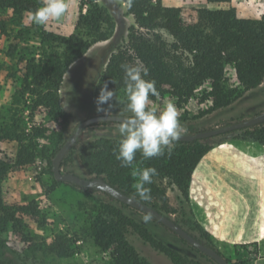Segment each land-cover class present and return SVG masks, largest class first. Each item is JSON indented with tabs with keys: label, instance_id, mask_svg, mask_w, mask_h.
<instances>
[{
	"label": "trees",
	"instance_id": "16d2710c",
	"mask_svg": "<svg viewBox=\"0 0 264 264\" xmlns=\"http://www.w3.org/2000/svg\"><path fill=\"white\" fill-rule=\"evenodd\" d=\"M122 1L126 4V11L132 16L134 25L128 29L125 44L116 49L112 47L115 51L110 54L104 68H100L83 93H79L87 107L96 101L105 81H114V84H109V89H114L115 93L125 91L121 65H135L137 62H142L149 69V75L144 78L155 81L159 95L150 96L151 104L164 108L168 101L173 100L176 108L182 109L193 101L199 107L198 116L193 118L228 108L262 84L264 13L259 20L239 18L235 9L230 6L231 0H206L207 4L217 8L198 10L196 20L191 23L182 17L180 8L164 6L162 0H131V3L130 0ZM43 3L42 0H0V12H11L15 17L30 16V12H34ZM85 5V12L78 15L74 34L61 37L42 32L40 43L43 50L40 58L17 54L24 89L35 97L33 112L57 123L61 127V133L66 129L69 119L58 99L63 75L69 64L85 54L91 46L108 40L114 26L106 9L94 0H89ZM223 5L227 7L221 8ZM0 32L5 35L7 33L2 20ZM61 47L66 52L58 53L57 50ZM12 51L17 52L16 45ZM228 68L233 70L234 77L228 76ZM188 114L185 111L184 115ZM33 136L42 138L44 134L41 130H35ZM84 139L86 135L82 132L74 147ZM120 140L105 136L86 144L78 155L80 167L85 174L102 179L121 193L141 201L164 216L166 213H177L179 218L172 221L196 241L215 250L228 264H245L242 260L224 257L209 235L197 224L189 204V181L201 157L222 142L243 140L264 146V122L225 134L218 142H212L211 139L178 141L170 155L166 149L165 154L158 158L146 160L137 153L133 168H123L116 160L115 153L118 152ZM74 147L68 150L65 158L74 153ZM19 156L22 158V154ZM20 158L14 162L15 168L29 162L28 158ZM10 163V160L0 159V181L11 168ZM148 167L155 168L158 174L153 177L152 184L146 185L151 190V198L145 200L136 194L133 187L138 181V176H134L133 171ZM50 172L52 174L51 168ZM165 180L170 181L177 191L175 209L168 205L166 187L163 184ZM52 182L54 185L61 183L54 178ZM71 186L84 193L94 191ZM95 206V211L88 220L87 234L102 252L109 255L111 264H200L196 259L189 258L180 247L158 237L115 205L100 201ZM143 215L150 216L145 213ZM22 217L39 222L37 209L31 204L14 206L0 220L2 224L11 222L14 228H21ZM150 220L158 222L152 216ZM169 232L176 240L199 252L185 240ZM128 234L136 235L149 246L153 251L152 255L154 254L153 260L140 255L129 242ZM49 247L60 257L72 254L67 239L61 234L54 236ZM253 251L250 249L249 252Z\"/></svg>",
	"mask_w": 264,
	"mask_h": 264
},
{
	"label": "rangeland",
	"instance_id": "374dc122",
	"mask_svg": "<svg viewBox=\"0 0 264 264\" xmlns=\"http://www.w3.org/2000/svg\"><path fill=\"white\" fill-rule=\"evenodd\" d=\"M88 1L67 0L68 9L62 20L50 21L45 25L35 24L28 15L15 17L11 12H0V20L4 21L7 31L6 35L0 32V159L11 161V168L0 181V217H4L5 212H9L16 205L31 204L36 207L39 219V222H35L29 217H22L21 228H14L11 222L2 224L0 220V263L111 264L109 255L102 252L87 234L88 220L95 211V205L101 201L120 208L124 214L145 225L158 237L180 247L189 258L196 259L200 264H216L209 257L176 240L159 222L150 219L145 221L143 213L127 205L118 204L101 192L84 193L70 184L61 182L54 185L52 182L50 168L53 154L57 153L78 123L104 114L126 117L132 115L126 110L128 100L125 91L116 93L114 105L107 113L97 112L95 102L87 107L79 95L100 68H104L114 49L122 47L127 41L128 29L134 25V20L127 13L126 4L122 0H94L106 9L114 26L108 40L91 46L85 54L69 64L63 75L58 99L62 110L69 116L63 133L57 123L38 112H33L35 97L24 89L22 71L17 65L18 56L24 54L28 58H40V52L43 50L40 43L42 32L61 37L74 34L78 15L85 12V4ZM162 4L180 8L182 17L191 23L196 20L198 10L217 8L207 4L206 0H162ZM230 6L235 9L239 18L259 20L264 13V0H231ZM226 7L223 5L221 8ZM15 45L17 52L12 51ZM57 51L66 52L62 47ZM227 74L234 77L232 69L228 68ZM168 102L174 104L173 100ZM103 107L108 109L107 104ZM149 107L155 108L157 113L163 110L154 104ZM198 109L193 101L182 109H177L186 134H195L255 117L264 112V80L258 88L247 92L228 108L193 118L198 116ZM185 111L189 114L184 115ZM119 126L120 124H94L87 127L83 131L86 139L74 147V153L64 157L61 172L82 178H96L85 174L80 167L79 152L98 137L121 139ZM35 130H41L44 136H33ZM224 137L225 135L212 138L211 141L218 142ZM19 154H22V158ZM19 158H28L29 162L15 168L14 162ZM163 184L166 187L168 205L175 209L177 191L170 181L165 180ZM165 215L171 220L179 218L177 213ZM58 234L67 239V244L72 249L70 256L60 257L49 247L54 236ZM127 238L140 255L153 260V251L147 244L134 234H128ZM214 245L226 256L224 247Z\"/></svg>",
	"mask_w": 264,
	"mask_h": 264
},
{
	"label": "crops",
	"instance_id": "0c3cea01",
	"mask_svg": "<svg viewBox=\"0 0 264 264\" xmlns=\"http://www.w3.org/2000/svg\"><path fill=\"white\" fill-rule=\"evenodd\" d=\"M188 198L195 221L224 247V257L264 264V146L230 140L209 150L193 169Z\"/></svg>",
	"mask_w": 264,
	"mask_h": 264
},
{
	"label": "clouds",
	"instance_id": "9594fccd",
	"mask_svg": "<svg viewBox=\"0 0 264 264\" xmlns=\"http://www.w3.org/2000/svg\"><path fill=\"white\" fill-rule=\"evenodd\" d=\"M67 9V0H45L41 7L29 15L35 24L45 25L50 21H61ZM121 68L128 100L126 110L132 115L119 126L122 138L115 157L121 167L133 168L137 153L146 160L163 156L166 149L170 155L175 143L186 134V129L181 125L173 103H168L159 113L155 108L149 107L152 103L150 96H158L159 93L155 81L144 78L149 75V69L142 62L135 65L122 64ZM110 83L114 84V81H105L100 88L95 101L97 112L107 113L114 105L116 93L114 89H109ZM105 104L108 109L103 107ZM157 174V170L152 167L133 171V175L138 176L133 187L140 198H151V190L146 185L152 184L153 177ZM144 219L148 221L150 216H145Z\"/></svg>",
	"mask_w": 264,
	"mask_h": 264
},
{
	"label": "water",
	"instance_id": "95a60500",
	"mask_svg": "<svg viewBox=\"0 0 264 264\" xmlns=\"http://www.w3.org/2000/svg\"><path fill=\"white\" fill-rule=\"evenodd\" d=\"M126 118L128 117L117 116L113 114H104V115L87 118L81 121L80 123H78L72 134L66 139L64 144L60 147V149L57 151V153L54 155L52 159L51 171L54 180L57 182L67 183L76 186L78 188H85V189L101 192L109 196L113 200L121 204L127 205L139 211L140 213L148 214L153 218H155L160 224L165 226L169 231L173 232L175 235L185 240L189 245L196 248L200 253L209 257L217 264H228L225 261V259L221 255H219L215 250H212L204 246L203 244L199 243L198 241H196L193 237H191V235H189L187 232H185L183 229L177 226L172 220L165 217L164 215H162L152 207L145 205L141 201H138L135 198L129 197L121 193L115 187L111 186L109 183L103 181L102 179L82 178L71 173L64 174L61 172L60 170L61 161L63 160L68 150L74 147L79 135L87 127L102 122L121 124L122 121ZM263 122H264V112L244 121L231 123L214 129L200 131L195 134H184L179 141L192 142V141H202L205 139H212L241 129L251 128Z\"/></svg>",
	"mask_w": 264,
	"mask_h": 264
},
{
	"label": "flooded vegetation",
	"instance_id": "af4514ba",
	"mask_svg": "<svg viewBox=\"0 0 264 264\" xmlns=\"http://www.w3.org/2000/svg\"><path fill=\"white\" fill-rule=\"evenodd\" d=\"M112 124H117V123H112Z\"/></svg>",
	"mask_w": 264,
	"mask_h": 264
}]
</instances>
